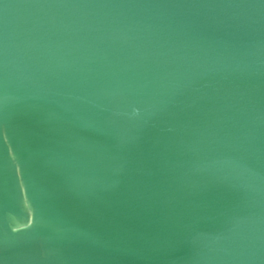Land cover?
<instances>
[{"label":"water","instance_id":"95a60500","mask_svg":"<svg viewBox=\"0 0 264 264\" xmlns=\"http://www.w3.org/2000/svg\"><path fill=\"white\" fill-rule=\"evenodd\" d=\"M0 264H264V0H0Z\"/></svg>","mask_w":264,"mask_h":264}]
</instances>
